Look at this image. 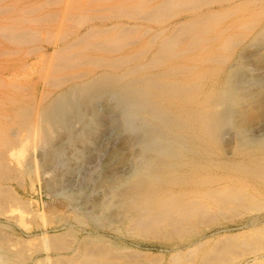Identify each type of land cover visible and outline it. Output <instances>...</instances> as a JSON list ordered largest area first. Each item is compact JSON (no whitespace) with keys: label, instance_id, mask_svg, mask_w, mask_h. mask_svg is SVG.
Instances as JSON below:
<instances>
[{"label":"bare ground","instance_id":"obj_1","mask_svg":"<svg viewBox=\"0 0 264 264\" xmlns=\"http://www.w3.org/2000/svg\"><path fill=\"white\" fill-rule=\"evenodd\" d=\"M259 58L264 0H0V264L31 258L5 230L44 216L21 208L31 201L19 191L37 178V156L54 155L55 138L103 98L123 111L110 162L125 165L139 148L135 169L94 199L106 227L123 218L130 235L190 237L218 216L260 209ZM72 232L44 231L47 257L35 264H147L97 230L74 248ZM226 237L207 250L190 243L167 264H228L235 250L264 247L261 234Z\"/></svg>","mask_w":264,"mask_h":264},{"label":"rangeland","instance_id":"obj_2","mask_svg":"<svg viewBox=\"0 0 264 264\" xmlns=\"http://www.w3.org/2000/svg\"><path fill=\"white\" fill-rule=\"evenodd\" d=\"M239 49L237 48V50ZM258 61L259 63L264 62L262 58H259ZM105 99L107 98L97 101L92 107L81 109V118H73L69 131L62 130L63 132L55 138L58 142L54 141L55 147H57L54 155L48 152L47 156H42V158L40 155L37 156V159L39 158L37 160V178L33 181L27 179L26 188L19 189L22 199L27 202L31 201L28 206L21 205V208L23 206L26 207L25 209H32V211L36 208L35 211L45 213H41L45 219H42L44 216L36 217V219L34 218L36 221L25 213L26 216H29L25 219V226L15 225L17 222H12V224H8L10 227H6L5 231L9 234L12 249L22 247L28 254H31L32 259L27 260L25 264H35L38 259H42L45 255L47 257V253L45 254V251L41 250L43 241L41 240V242L40 238L44 231H47L48 234L63 233L65 239L71 231H77L71 233L76 237V243L71 244L75 248L78 246V241L89 234L94 235L93 231L97 230L105 238L115 241L116 244L129 246L134 251L136 250L137 257L134 260L147 264H158L159 262L167 264L173 253L179 250L185 251L190 243H204L200 250H207L213 246V243H218L224 237L227 238L226 236L236 237L234 238L236 243L260 234L264 239V195L258 199L260 200L258 202L263 204L260 209L240 211L236 215H227L229 217L221 216L225 217L224 219L218 216L214 223L198 226L194 235L190 236L191 238L187 234L182 237L168 236L170 238L162 235L148 237L135 233L130 235L127 234V231L125 232L126 228L123 227L125 219L123 218L117 221L112 220V226L106 227L105 218H102L104 211L92 205L94 199L97 197L101 199L111 184L128 176L135 169L139 148L135 147L129 150L132 154L125 165H122L123 162H110L108 153L113 149H121L119 148L121 142L115 143L114 138L121 129L119 124L123 120V111L121 112L117 107V109L108 108L104 103ZM107 102L112 107L115 105V101L110 98ZM134 155L135 157H133ZM116 165L118 166L116 167ZM112 170L114 175H111ZM107 213H109V209ZM77 220H81L79 222L81 224ZM2 222L5 224L4 220L0 219V223ZM42 224L46 225L45 229L41 227ZM186 235L188 238L185 237ZM186 239L188 240L186 241ZM35 250L38 251L34 253ZM241 251L243 252L241 253ZM235 252L237 253H233L232 256L236 258L228 264H264V247L247 251L238 249ZM140 253H143V256ZM61 254L69 256L72 253L71 251H61ZM52 256L55 257V253ZM151 258L154 259L151 260Z\"/></svg>","mask_w":264,"mask_h":264}]
</instances>
